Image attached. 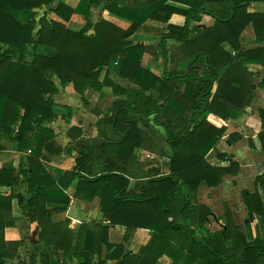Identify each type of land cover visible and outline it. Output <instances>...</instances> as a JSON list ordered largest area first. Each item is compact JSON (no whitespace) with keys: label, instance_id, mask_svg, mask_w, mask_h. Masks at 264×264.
Returning <instances> with one entry per match:
<instances>
[{"label":"trees","instance_id":"1","mask_svg":"<svg viewBox=\"0 0 264 264\" xmlns=\"http://www.w3.org/2000/svg\"><path fill=\"white\" fill-rule=\"evenodd\" d=\"M168 2L181 3L187 10ZM251 2L264 3V0H148L145 3L78 0L74 5L63 0L57 3L56 0H0V137L25 150L29 145L28 123L47 134L42 125L56 116L52 101L57 91L55 79L62 85L72 83L81 95L90 87L99 92L108 89L123 97L116 99L108 114H104L92 108L82 95L84 105L96 116L102 115L97 122L98 136L106 142L99 146L71 147L76 152L74 169L58 184L79 178L78 191L100 198L101 212L109 225L126 227L124 241L109 243L105 225L82 224L72 248L71 231L42 228L35 244L37 253L27 264H38L37 257L39 264H66L73 258L78 264H107L112 260L118 264H157L163 256L170 258L172 264H264V174L256 177L255 193H241L249 218L256 216L258 220L257 236L251 242L234 225L228 210L224 228L218 232L208 230L205 225L211 211L196 200L202 184L216 187L223 176L239 171L233 162L226 167H215L207 161L206 156L225 132V127L212 125L207 117L213 113L224 120L234 118L237 115L231 114L232 111L241 113L251 102L252 75L244 64L264 65V46L245 50L240 46V35L250 24L256 42H264V14L248 13ZM103 4L105 10L131 21V26L122 30L103 19L92 24L91 9ZM41 8L43 15L37 19V9ZM174 13L185 16V24L169 25L164 38L186 43L189 22L199 21L200 14L212 16L215 26L202 29L194 39L204 40L206 47L190 59L194 63L200 58L203 65V75L195 77L189 73L187 78L198 80L196 91L191 96L181 95L177 89L171 93L178 85L173 87L169 82L176 83L173 81L187 75L170 76L163 72L165 83L161 95L165 105H158L146 95L152 78L141 67L146 48L133 45L129 38L147 19L167 22ZM73 14L86 19L85 27L79 32L65 25ZM91 27L94 33L87 35ZM224 43L234 51L233 55L221 47ZM115 58L122 62L118 74L130 79L138 89H123L109 77L110 64ZM215 81L217 87L212 93ZM259 86L264 88V77ZM150 116L154 124L164 128L171 149L167 174L143 171L135 154L136 149L147 150L154 145L150 134L140 127L148 125ZM258 116L261 131L256 140L264 150V108L258 110ZM150 130L156 138V132ZM248 142L252 150L257 149L252 138ZM33 155L39 156L37 151ZM29 161L35 163L33 158ZM40 169L44 171L41 166ZM24 175L28 176L32 191L26 207L33 217L35 200L39 198L37 189L41 187L33 181L40 176L30 171ZM10 176L11 173L0 171V185L12 184L4 180ZM132 179L143 181L132 187ZM11 201L12 196L0 194V236L5 226L14 223L9 218ZM138 228L150 232L149 241L135 254L124 253L130 233ZM19 245V242L0 241V264L14 259ZM12 249L14 252L10 254Z\"/></svg>","mask_w":264,"mask_h":264},{"label":"crops","instance_id":"2","mask_svg":"<svg viewBox=\"0 0 264 264\" xmlns=\"http://www.w3.org/2000/svg\"><path fill=\"white\" fill-rule=\"evenodd\" d=\"M59 1L56 0V3ZM63 1L74 5L78 0ZM139 1L145 3L148 0ZM168 3L179 9L187 10V6L181 3ZM105 5L91 9L90 22L92 24L103 19L122 30H127L131 26V21L105 10ZM43 11V8L37 9V19L43 15ZM247 12L264 14V3L251 2L247 7ZM199 19V21L190 20L188 26L190 35L186 43L172 38H164L169 25L181 27L185 24V16L179 13L172 14L167 22L147 19L129 38L133 45L141 44L146 48L141 59V67L152 74L146 95L156 101L158 105H165L161 95L165 83L163 72L170 76L187 75L173 81L176 83L169 82L173 87L178 85V88L172 89L171 93L177 89L181 95L191 96L196 91L198 80H188L187 78L189 73H193L195 77L203 75V65L199 63L200 58L194 63H191L190 59L200 49L206 47L204 40L194 39L202 29L215 26V19L210 15L200 14ZM65 25L69 30L79 32L85 27L86 19L81 15L73 14L68 22H65ZM93 33L92 27L86 32L87 35ZM239 39L240 46L244 50L264 46V42H256L251 24L246 26ZM221 47L231 55L234 54V51L226 43L222 44ZM218 51L216 49L215 57L218 56ZM27 60L30 58L28 57ZM219 64L217 63V65ZM121 66L122 62L119 58L113 59L110 64L109 77L123 89H138V85L118 74ZM244 66L252 75L253 90L250 104L241 113L232 111L231 114L237 115L234 118L224 120L213 113L207 117L212 125L218 128L225 127V132L216 148L212 149L206 156L207 161L215 167H226L229 162H233L238 165L239 171L236 174L223 176L222 182L216 187L202 184L197 190L196 200L198 204L208 207L211 211L205 225L208 230L211 232L221 231L225 226V211L228 210L234 225L239 227L247 240L251 242L257 236L258 220L256 216L249 218L241 193H255L256 177L264 174V150L260 149L259 142L256 140V136L261 131L258 110L264 108V88L259 86L264 77V65L245 63ZM54 82L57 91L52 95V101L56 116L51 120H46L42 125L48 131L47 134L37 125L28 123L29 145L25 150L17 149L15 142H11L4 136L0 137V171L11 173V176L4 180L12 183L0 185V194L12 196L9 218L14 222L10 226H5L0 241L20 243L14 259L7 260L5 264L29 263L31 256L37 253L35 244L39 242V233L42 228L47 230L59 228L66 230L67 233L71 231L72 248L76 243L77 232L82 224L107 226L108 241L112 244L122 243L126 234V227L109 225L101 212L98 196L91 195L90 192L78 191L79 178L74 177L70 181L58 184V181L66 173L74 169L76 152L71 147H76V143L84 139L99 138L97 122L102 115L98 117L90 108L86 107L82 95L92 108L104 114H108V109L116 99L123 97L112 94L108 89L99 92L90 87L86 88L81 95L76 92L72 83L62 85L57 79ZM216 87L217 81L213 83L212 93L215 92ZM148 119V125H140V127L150 134L154 140V145L147 150L136 149L135 154L143 171L157 175L167 174L171 149L165 140V130L161 125L154 124L153 116ZM147 127L155 131L158 136L155 138L152 131ZM161 128L163 130H160ZM17 130L18 127L15 128V132ZM236 135H239L238 138ZM249 138L254 140L256 150L249 147ZM32 151H37L39 156L35 157ZM219 154L224 156L221 158L218 156ZM31 158L35 160V163H30ZM31 164L32 169H30ZM40 166L44 171L40 169ZM26 171L35 172L36 175L39 174L40 176L39 179L36 177L33 181V184L41 185L37 189L39 198L35 200L36 209L33 217H30L26 207L32 197L30 184L27 180L28 176L24 175ZM48 177L54 181V184ZM142 181L132 179L131 186L134 187L135 184ZM258 191L261 194L260 188ZM149 239L150 232L147 229H135L124 244V253H137L139 248L146 245ZM13 252L14 249L10 250L9 253ZM105 252L106 247L103 246V259H105ZM37 260L39 264V257ZM94 260L96 261L97 257ZM66 264H78V261L73 258L67 260ZM107 264H118V261H107ZM157 264H172V260L163 256Z\"/></svg>","mask_w":264,"mask_h":264},{"label":"water","instance_id":"3","mask_svg":"<svg viewBox=\"0 0 264 264\" xmlns=\"http://www.w3.org/2000/svg\"><path fill=\"white\" fill-rule=\"evenodd\" d=\"M106 141L101 138H92V139H84L78 141L75 146L82 145V146H99L104 144Z\"/></svg>","mask_w":264,"mask_h":264},{"label":"rangeland","instance_id":"4","mask_svg":"<svg viewBox=\"0 0 264 264\" xmlns=\"http://www.w3.org/2000/svg\"><path fill=\"white\" fill-rule=\"evenodd\" d=\"M39 13H40V12H39ZM162 128H163V127H162ZM162 128H161L160 130H163ZM163 135H164V134H163ZM159 136H160V134H159ZM163 140H164V137H163Z\"/></svg>","mask_w":264,"mask_h":264}]
</instances>
